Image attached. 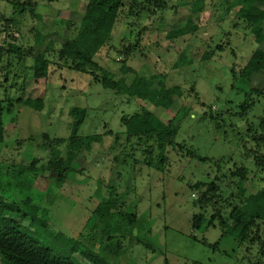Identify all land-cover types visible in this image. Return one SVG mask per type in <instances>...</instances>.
I'll return each instance as SVG.
<instances>
[{"label":"rangeland","instance_id":"1","mask_svg":"<svg viewBox=\"0 0 264 264\" xmlns=\"http://www.w3.org/2000/svg\"><path fill=\"white\" fill-rule=\"evenodd\" d=\"M33 1L37 2L38 17L15 15L18 24L8 30L13 37L8 48L35 46L37 33L47 34L38 51L42 52L50 40L56 49L60 48L75 30L64 22L79 23L88 2ZM166 1L168 10L156 18L144 15L120 18L111 42L96 58L114 76L113 82H94L89 75L60 68L52 52L49 58L53 64L49 67L29 58L20 61L14 56L4 57L0 63V101L6 102L4 107L21 97L40 98L44 103L39 112L16 104L12 113L4 114L6 143L0 158V199L4 203L30 199L31 205L38 209L37 221L46 222L54 237L64 236V239L57 237L64 243V256L70 254L66 241L72 238L85 242L88 251L98 252L99 235L90 237L85 228L113 186L124 199L126 209L134 211L140 222L133 234L123 240L127 247L124 255L111 258L110 264H264L258 244L242 242L230 229L224 237L217 223L205 232L192 230L193 216L201 213L193 206L198 197L193 187L198 183L207 187L219 178L218 183L227 187L232 182L230 171L244 167L249 173L244 187L252 195L250 202L259 204L263 198L264 172L257 171L248 152L253 145L245 134L249 125H258L264 118V97H255L249 117L239 116L245 94L235 90L238 79L232 72L234 66L239 70L247 63L256 44L253 38L241 41L244 27L240 26L232 36L237 56L232 54L231 47L222 53L215 51L224 43V35L231 30L238 11L235 8L226 14L220 7L222 0H204V6L203 0ZM0 15L7 19L13 16L6 1H0ZM192 25L199 27L195 35L177 41L166 39L168 32ZM5 30L1 25V43L6 38ZM141 31L143 34L139 36ZM130 45L138 47L126 57L123 51ZM181 53L186 61L194 62L177 69L175 64ZM137 73L155 80L156 85L164 80L165 88L179 87L180 97L171 110L152 107L115 91V82L118 84L123 78L131 81ZM193 86L195 92H191ZM74 107L88 113L79 130L85 151L77 162V171L60 186L51 178V171L38 177L18 174L20 168L34 159L41 164L50 160V152L42 147L43 134L53 139L69 138L73 122L69 111ZM142 107L165 122L178 114L165 172L144 165L142 143L136 139L127 142L121 119L139 113ZM210 115L220 118L212 119ZM95 136H102L101 141L93 142ZM60 150L65 152L64 147ZM232 191V187L225 189L223 197L228 198ZM17 219L24 226L29 225ZM131 238H139V243L130 245Z\"/></svg>","mask_w":264,"mask_h":264},{"label":"trees","instance_id":"2","mask_svg":"<svg viewBox=\"0 0 264 264\" xmlns=\"http://www.w3.org/2000/svg\"><path fill=\"white\" fill-rule=\"evenodd\" d=\"M6 1L13 9L12 18H4L0 15V26L5 27L7 32L4 42H0V63L4 57L14 56L20 61L33 59L38 65L44 64L49 67L53 62L50 60L52 52L60 68H68L78 73L91 76L94 82H113L114 76L102 67L96 60L101 51L112 40L113 33L120 18L129 17H158L168 10L166 0H88L84 15L79 23L64 22L66 25L75 27L74 35L68 37L60 48L56 49L55 43L50 40L45 49H38L44 45L47 34L35 35V46L24 47L15 45L8 48L13 39L9 33L10 26L18 24L16 14H36L37 2L33 0H0ZM52 1V0H50ZM202 1V0H201ZM204 6L205 2L202 1ZM221 9L229 14L237 8L236 20L232 23L231 30L224 35V43L219 44L215 51L222 53L232 48V54L236 57V49L232 47V36L238 27L243 26L242 42H248L253 38L256 49L247 63L237 70L232 69L238 79V85H234L239 94H245V100L240 105L239 116L249 117L255 107V100L264 97V0H222ZM144 31V30H143ZM199 31L197 25L185 26L168 32V41H177L188 36L195 35ZM143 32L139 33L141 36ZM138 47V46H137ZM137 47H126L123 54L126 57L132 55ZM184 53L180 55V61L175 64L177 69H183L193 64V60H185ZM184 60L186 61L185 63ZM122 81V82H120ZM117 84L115 91L126 94L132 99L147 102L152 107L171 110L176 102L179 87L165 88L164 80L156 81L150 77L137 73L131 81L124 78ZM195 92V86L191 89ZM5 101H0V158L2 148L6 143V127L3 119L5 113H12L17 105H25L39 112L43 108V99L18 98L9 101V107H4ZM69 115L72 118V132L67 139H53L43 134L42 147L50 152V160L42 163L34 159L30 165L19 169L18 174H32L36 177L51 171V178L57 185L65 184L70 175L77 171L78 161L85 151V141L79 135V130L87 119L86 109L71 108ZM208 116V113H206ZM212 119L220 116L210 115ZM178 114L168 122L163 121L153 111L142 107L139 113L122 117L121 121L125 128L127 142L136 139L145 147L144 165L159 172H165L169 165L168 148L174 145V136L177 130ZM245 137L252 143L249 155L253 158L258 172H264V118L258 125H249ZM102 136H95L93 142H100ZM65 148V152L60 150ZM194 158L196 155L193 153ZM118 160V158H116ZM207 159H200L206 161ZM40 165V166H39ZM231 184L223 187L216 178L207 187L204 183L194 185L198 197L193 206L201 211L192 219V230L205 232L215 227L216 223L226 236L228 230L239 235L242 242L258 244L260 253L264 255V195L259 204L250 202L251 194L247 193L244 185L249 181V173L244 167H235L230 171ZM233 180H236L233 182ZM0 180V189H1ZM205 187V190L201 188ZM233 188L228 198L223 197L227 188ZM33 209L30 212H22L23 209ZM229 210V211H228ZM38 209L31 205L30 199L20 203H4L0 199V262L2 264H110V259L120 258L125 253L123 240L131 236L139 226V216L125 207L124 199L117 192L116 187H109L108 195L102 199L92 216L88 220L85 233L90 237L99 235L101 241L98 252L88 251V246L80 239H68L66 244L70 248V254L63 255V245L58 238L54 237L47 227L46 222L37 221ZM228 212V214H227ZM16 216V217H14ZM29 222L28 226L21 224ZM61 236V237H60ZM197 240L196 237L193 238ZM130 245L139 243V238H131ZM84 247V251H82ZM76 255H79L78 258ZM110 263H109V262ZM113 264V263H112Z\"/></svg>","mask_w":264,"mask_h":264}]
</instances>
